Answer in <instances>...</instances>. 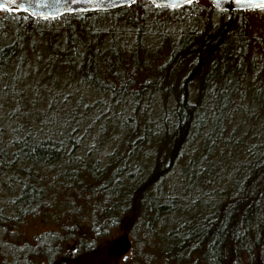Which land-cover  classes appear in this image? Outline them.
<instances>
[{"label":"trees","instance_id":"trees-1","mask_svg":"<svg viewBox=\"0 0 264 264\" xmlns=\"http://www.w3.org/2000/svg\"><path fill=\"white\" fill-rule=\"evenodd\" d=\"M0 264H264V7L0 9Z\"/></svg>","mask_w":264,"mask_h":264},{"label":"water","instance_id":"water-1","mask_svg":"<svg viewBox=\"0 0 264 264\" xmlns=\"http://www.w3.org/2000/svg\"><path fill=\"white\" fill-rule=\"evenodd\" d=\"M135 1V0H134ZM155 5L178 7L186 0H150ZM222 11L249 10L264 7V0H209ZM3 2V0H0ZM133 0H17L15 4L7 3L2 9L17 8L25 10L38 18H57L65 14L86 13L94 11H109L121 8ZM132 242L127 234L118 237L111 251L119 256L127 254Z\"/></svg>","mask_w":264,"mask_h":264},{"label":"rangeland","instance_id":"rangeland-1","mask_svg":"<svg viewBox=\"0 0 264 264\" xmlns=\"http://www.w3.org/2000/svg\"><path fill=\"white\" fill-rule=\"evenodd\" d=\"M135 8L138 9V10H141V6H139V5H137ZM51 226H52V225H49V226H48V225H45V224L43 223V219H42L41 217H39V218L35 219L34 221H31V222H30V224H29V226H28V229H29V231H35V230H42V229H45V228H47V227H51ZM122 235H123V232H122V231H118V232L116 233L114 239L111 241V243H110V245H109L110 253L114 254V253L111 251V247H112L114 241H115L118 237H120V236H122ZM105 252H106V251H105ZM114 255H116V254H114ZM116 256H119V255H116Z\"/></svg>","mask_w":264,"mask_h":264},{"label":"snow or ice","instance_id":"snow-or-ice-1","mask_svg":"<svg viewBox=\"0 0 264 264\" xmlns=\"http://www.w3.org/2000/svg\"><path fill=\"white\" fill-rule=\"evenodd\" d=\"M17 2V0H3V2H0V9L4 8L5 7V4L7 3H12V4H15ZM134 2V0H133ZM187 3H192V0H186ZM264 6V5H262Z\"/></svg>","mask_w":264,"mask_h":264}]
</instances>
